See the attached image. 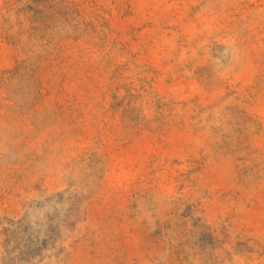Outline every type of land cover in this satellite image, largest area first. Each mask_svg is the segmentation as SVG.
<instances>
[{
	"label": "rangeland",
	"instance_id": "374dc122",
	"mask_svg": "<svg viewBox=\"0 0 264 264\" xmlns=\"http://www.w3.org/2000/svg\"><path fill=\"white\" fill-rule=\"evenodd\" d=\"M0 264H264V0H0Z\"/></svg>",
	"mask_w": 264,
	"mask_h": 264
}]
</instances>
